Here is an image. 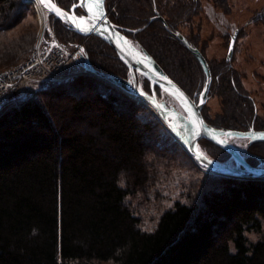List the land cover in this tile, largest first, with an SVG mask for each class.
I'll list each match as a JSON object with an SVG mask.
<instances>
[{"label": "trees", "instance_id": "1", "mask_svg": "<svg viewBox=\"0 0 264 264\" xmlns=\"http://www.w3.org/2000/svg\"><path fill=\"white\" fill-rule=\"evenodd\" d=\"M53 1L65 10L77 3ZM172 2L171 8L167 0H106V10L115 27L197 101L206 72L188 47L197 45L178 27L196 15L199 0ZM27 10L23 0H0V31ZM49 19V30L82 70L0 109V264H264V235L254 242L247 237L262 229L264 180L205 174L196 163L195 176L185 184L177 180L175 191L181 187L183 195H176L153 229L143 228L130 201L143 197L152 183L148 158L159 138L165 137L167 149L193 158L141 99L100 76L131 79L110 45L78 34L53 15ZM34 43L31 36L13 48H0V62L9 56L8 63L20 60ZM231 60L226 56L218 67L208 61L209 98L219 95L227 107L216 121L204 108L203 116L216 129L264 131L256 102L243 91ZM183 66L189 87L176 74ZM138 85L152 92L142 76ZM200 142L233 162L220 147ZM248 149L254 155L246 160L258 166L264 141L252 140ZM178 163L167 160L169 166Z\"/></svg>", "mask_w": 264, "mask_h": 264}, {"label": "rangeland", "instance_id": "2", "mask_svg": "<svg viewBox=\"0 0 264 264\" xmlns=\"http://www.w3.org/2000/svg\"><path fill=\"white\" fill-rule=\"evenodd\" d=\"M23 1L28 5V10L15 22L11 23L7 29L0 31V48L1 51L4 46H6L5 48H13L14 45H19L21 41L26 42L31 36H34L35 43L31 50L22 56L20 60L8 63L11 61V56L3 59L0 62V73L24 66L30 60L36 58L43 47V35L46 39L52 34L59 43L63 44L57 39L56 34L49 30L50 15L48 12L45 11L46 16H44L33 3ZM172 1L174 0H167V4L171 8L175 5ZM195 7L197 10L196 15L191 17L190 21L180 22L178 28L194 41L207 61L215 64L216 67L225 60L231 37L238 30L235 49L230 61L231 66L241 75L243 91L251 95L256 102L258 120L264 123V0H199ZM94 57L98 61L97 56L94 55ZM50 64L54 68L63 65L66 68L65 70H67V75L69 73H76L78 75L82 70L81 67L79 68L77 62L74 64L71 61L70 56L67 54L63 57L52 58ZM184 69L186 68L183 66V73L178 72L176 74L183 84L189 87L187 79L183 77V74L185 75ZM31 75L30 77L28 76L26 85H29L28 89L33 95L43 89L49 88L53 83L59 82V80H48L44 75H40L39 73L31 72ZM93 76L91 79H99L105 82L97 76ZM76 82L63 87L71 88L77 85ZM118 89L124 91L120 88ZM158 91L160 94L156 93V95L159 100L164 101L168 106L179 108L177 102L168 93L162 89ZM136 98L140 100L139 97ZM144 107L146 111L157 116L158 113L153 108L147 104H144ZM226 107L223 98L215 94L211 98H208L204 110L211 120L216 121L218 117H221L225 113ZM226 139L230 143L235 144L244 157L254 155L248 149L249 143L252 141L251 139L236 136L226 137ZM199 147L212 160L225 164L230 162L231 166H234V160L231 162L230 159H224V155L222 156L221 152L216 153L211 147L203 146L201 142L199 143ZM156 148L157 151L148 158V168L152 183L143 197L139 196L130 201L131 207L140 214L142 226L146 230H151L155 227L161 212L173 205L178 193L183 195L181 187L178 192L175 191L178 189L176 187L177 180L182 181V183H184L183 181H188L197 173L194 172L196 170H193V168H198L199 165L192 156L193 159L190 160V158H184L181 153L175 150L167 149L165 137L161 136L159 138V144H157ZM209 153H213L216 159L211 157ZM217 158L222 160H217ZM170 159H173L175 162L179 161L178 164L180 166L177 164L175 166L167 165V160ZM199 169L205 174L208 171L202 167ZM155 177H158L157 182H155ZM202 185L203 183L198 185L199 191L202 190ZM263 235L264 221H262L260 232L253 231L247 233V237L253 242L259 240Z\"/></svg>", "mask_w": 264, "mask_h": 264}, {"label": "water", "instance_id": "3", "mask_svg": "<svg viewBox=\"0 0 264 264\" xmlns=\"http://www.w3.org/2000/svg\"><path fill=\"white\" fill-rule=\"evenodd\" d=\"M33 3L35 0H25ZM48 12L63 23L74 29L83 36H97L110 45L130 71L131 79H124L116 76L100 75L106 78L113 86L120 88L131 96L139 97L145 104L153 108L160 116L172 135L178 140L187 152L196 160L200 167L213 174L238 178L264 180V159L260 160L258 166L251 165L244 155L226 137L236 136L249 138L253 141H264V131H257L254 128L249 131L216 129L209 125L204 116L203 108L206 105L212 83V74L209 62L198 48L188 46L189 50L200 60L205 72V88L199 99L193 100L164 69L146 51H141L132 44L128 38L111 22L107 10L106 0L98 3L97 0H78L69 11L58 6L53 0L46 6L38 0ZM81 9L83 16L76 14V9ZM59 10V11H57ZM238 30L231 37L228 48L227 60L233 56L237 40ZM180 40L185 41L181 33L176 35ZM138 76H142L151 84V93L144 92L138 85ZM168 93L179 105L168 106L164 101L159 100L156 95V88ZM208 140L229 153L234 160L231 163H220L205 155L200 147L201 140Z\"/></svg>", "mask_w": 264, "mask_h": 264}, {"label": "built area", "instance_id": "4", "mask_svg": "<svg viewBox=\"0 0 264 264\" xmlns=\"http://www.w3.org/2000/svg\"><path fill=\"white\" fill-rule=\"evenodd\" d=\"M33 4L36 6V8H38L37 2H34ZM45 13L43 12L44 16H46ZM42 40L43 47L39 51V54L36 58L30 60L24 66L17 67L13 70H6L3 73H0V109L33 95L28 89L29 85H26L28 76H32L31 72L44 75L48 80H59V82L66 81L77 76L76 73H69L67 75V70H65L66 68L63 65H61V67L54 68L50 64V60L52 58L59 56L63 57L65 54H67L64 45L59 43L52 34L46 39L43 35ZM68 56H70L71 61L76 64L75 58L71 55Z\"/></svg>", "mask_w": 264, "mask_h": 264}, {"label": "bare ground", "instance_id": "5", "mask_svg": "<svg viewBox=\"0 0 264 264\" xmlns=\"http://www.w3.org/2000/svg\"><path fill=\"white\" fill-rule=\"evenodd\" d=\"M35 2H36V0H35ZM37 5H38V8H39V12H41V13L45 12V11H44V8L41 7V5H40L39 2H37ZM42 22H43V21H42ZM143 103H144V102H143ZM144 104H145V103H144Z\"/></svg>", "mask_w": 264, "mask_h": 264}, {"label": "snow or ice", "instance_id": "6", "mask_svg": "<svg viewBox=\"0 0 264 264\" xmlns=\"http://www.w3.org/2000/svg\"><path fill=\"white\" fill-rule=\"evenodd\" d=\"M42 3H45L46 6L48 5V3H50V0H41ZM98 3L102 2V0H97ZM59 11V10H57Z\"/></svg>", "mask_w": 264, "mask_h": 264}, {"label": "flooded vegetation", "instance_id": "7", "mask_svg": "<svg viewBox=\"0 0 264 264\" xmlns=\"http://www.w3.org/2000/svg\"><path fill=\"white\" fill-rule=\"evenodd\" d=\"M77 2H78V0H77ZM106 4V3H105ZM79 9V8H78ZM78 9H76V14L77 15H79V16H83L84 15V13H83V11L81 10V9H79L80 11H81V13H77V10ZM67 11H69V10H67ZM195 48H197V47H195Z\"/></svg>", "mask_w": 264, "mask_h": 264}]
</instances>
